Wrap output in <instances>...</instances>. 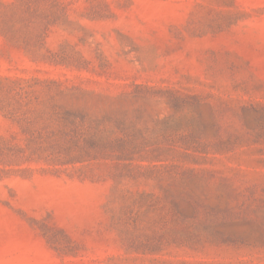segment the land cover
Listing matches in <instances>:
<instances>
[{"label": "rangeland", "instance_id": "rangeland-1", "mask_svg": "<svg viewBox=\"0 0 264 264\" xmlns=\"http://www.w3.org/2000/svg\"><path fill=\"white\" fill-rule=\"evenodd\" d=\"M0 264H264V0H0Z\"/></svg>", "mask_w": 264, "mask_h": 264}, {"label": "trees", "instance_id": "trees-1", "mask_svg": "<svg viewBox=\"0 0 264 264\" xmlns=\"http://www.w3.org/2000/svg\"><path fill=\"white\" fill-rule=\"evenodd\" d=\"M64 116H65L64 119H65V120H68L70 117H72V114L69 113V112H67V113H65Z\"/></svg>", "mask_w": 264, "mask_h": 264}]
</instances>
